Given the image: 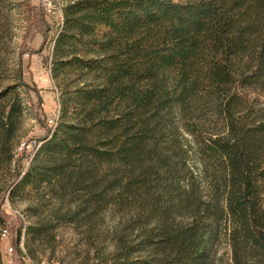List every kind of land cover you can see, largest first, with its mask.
Returning a JSON list of instances; mask_svg holds the SVG:
<instances>
[{
	"label": "trees",
	"instance_id": "1",
	"mask_svg": "<svg viewBox=\"0 0 264 264\" xmlns=\"http://www.w3.org/2000/svg\"><path fill=\"white\" fill-rule=\"evenodd\" d=\"M51 63L55 79L92 77L70 93L71 118L62 102L61 124L42 138L40 159L58 178L88 164L112 171V190L122 169L123 191L149 195L172 158L164 139L182 129L198 167L192 184L168 193L174 206L149 207L159 239L148 235L143 244L159 251L158 264H211L223 229L231 264H264V104L251 97L264 96V0H76L63 9ZM16 81L24 86L21 73ZM15 89H0L7 162L20 109ZM180 149L173 157L182 159ZM38 168L16 171L15 187L49 182ZM173 207L178 224L168 223ZM4 216L0 210L1 226Z\"/></svg>",
	"mask_w": 264,
	"mask_h": 264
},
{
	"label": "rangeland",
	"instance_id": "2",
	"mask_svg": "<svg viewBox=\"0 0 264 264\" xmlns=\"http://www.w3.org/2000/svg\"><path fill=\"white\" fill-rule=\"evenodd\" d=\"M75 1L49 0L44 9L38 0H0V89L16 85L14 94L20 107L9 143L12 160L7 162L0 156V210L7 221L0 230L9 232L7 239L0 240V263L156 264L159 251L143 244L148 235L159 239V219L150 215L149 207L154 205L166 212L174 206L169 201L175 197L168 193L175 194L172 189H178L177 185L184 190L192 184V168L198 167V156L189 135L180 129L164 139V150H169L167 156L172 158L168 171L160 173L159 193L152 190L137 199L122 190V169L115 179L119 183L110 190L109 183L114 179L111 170L81 165L77 171L64 172L60 179L51 171L52 163L40 159L43 136L61 124L62 102H66L69 119L73 108L70 93L92 80L87 75L83 81L76 72L64 73L58 79L51 75L63 9ZM18 73L24 86H17ZM251 97L258 100L259 106L264 104V96ZM209 118L206 128L214 118L211 112ZM180 148L186 151L182 159L173 157ZM37 164L41 166L37 171L48 176L49 182L16 188V171L22 176ZM78 178L80 183H76ZM173 210L168 223L178 224L180 215L175 207ZM19 228V244L9 253ZM224 232L219 230L210 249L211 264H231Z\"/></svg>",
	"mask_w": 264,
	"mask_h": 264
},
{
	"label": "built area",
	"instance_id": "3",
	"mask_svg": "<svg viewBox=\"0 0 264 264\" xmlns=\"http://www.w3.org/2000/svg\"><path fill=\"white\" fill-rule=\"evenodd\" d=\"M38 1L40 6L43 7L44 9H46V6L49 4V0H38ZM8 236H9V232L6 229L0 232V240L7 239ZM12 251H13V245L8 247V252L12 253Z\"/></svg>",
	"mask_w": 264,
	"mask_h": 264
}]
</instances>
